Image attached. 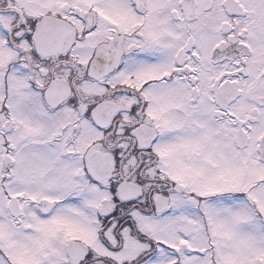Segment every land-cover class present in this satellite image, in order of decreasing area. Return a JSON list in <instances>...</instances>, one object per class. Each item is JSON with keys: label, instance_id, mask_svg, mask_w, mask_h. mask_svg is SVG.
Here are the masks:
<instances>
[{"label": "snow or ice", "instance_id": "obj_1", "mask_svg": "<svg viewBox=\"0 0 264 264\" xmlns=\"http://www.w3.org/2000/svg\"><path fill=\"white\" fill-rule=\"evenodd\" d=\"M0 264H264V0H0Z\"/></svg>", "mask_w": 264, "mask_h": 264}]
</instances>
